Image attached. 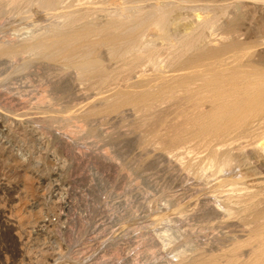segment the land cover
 Masks as SVG:
<instances>
[{
    "label": "rangeland",
    "instance_id": "rangeland-1",
    "mask_svg": "<svg viewBox=\"0 0 264 264\" xmlns=\"http://www.w3.org/2000/svg\"><path fill=\"white\" fill-rule=\"evenodd\" d=\"M78 1L79 4L83 2L85 6H90V4L93 6L92 3H86L89 0ZM96 1L98 0H93V2ZM114 1H111L114 4H110V0H106L103 6L109 5L110 7L106 6V8L112 9L119 1L122 2V0H118V3L117 0ZM153 1L163 3L167 0H130V4L133 5V2L149 5ZM212 1L193 3L192 13L189 8V10L180 9L179 16L182 14L185 18L184 15L187 13V19H185L190 22H186L180 16L186 23L180 19L181 22L178 21L177 30L179 26L181 27L180 31L186 30L196 19L193 17L212 16L225 10V6L231 3L233 6L230 4L227 9L230 14L228 16L232 20L227 16L224 20L222 19L223 22H220L228 27L238 28L234 41V43L236 42L235 49L245 50L246 48L249 52L254 51L255 56L251 58V61L264 67V4H257L260 0ZM253 2L254 4H252ZM73 4L77 5L76 2ZM97 6L100 4H94L92 8ZM193 6H196L197 9ZM214 8L215 10H213ZM194 10L195 14H193ZM34 11L33 14L36 12L35 18L39 28L58 21L54 20V16L51 21V17L47 18L39 11ZM183 13L185 14L183 15ZM235 13L237 17L234 15ZM93 16L100 17V14ZM49 20L50 22H48ZM12 24L13 30L5 28L6 30L0 37L7 38L13 33L20 34L26 30L25 21H14ZM224 31L225 29L222 30L215 26L210 31L211 37L219 39L222 36L223 38L225 37L223 33L226 32ZM161 55L159 59L164 58V52ZM231 55L232 52L228 49L227 53L223 55L224 58L222 57L225 63L231 61ZM42 61L37 63V68H35L38 73L35 72V75L38 76L28 74L27 78H22L19 76L21 73H17L18 76L15 75L14 80L12 77L16 72L11 70L10 61L8 64L7 61L0 64L2 71L6 69L5 76L0 77V89L5 90L7 83V87L10 86L8 97L11 95L15 98L30 96L31 93L27 90L31 92L33 86L38 88L41 95L44 94L42 96L47 97L42 104L44 113L41 111L42 119L39 127L28 123L26 119L24 120L27 116H11L12 119H9L13 130L28 129L25 139L22 141L14 133L15 130L9 131L0 127V151L5 154L9 153L17 160L29 165L26 169L28 175L25 173L28 177L26 180L24 172L20 168H14L13 165L0 160V212L2 215L5 214L4 216L11 214V218L21 223L17 224V230H12V232L5 228L1 230L2 225H0V263L189 264L195 259H201V262L207 264L214 256L216 259H213L216 261L213 263H229L233 256L230 254L232 245L235 242L245 241L251 229L264 221V160L257 159L249 150L257 143H264V115L261 121L254 120V124H251L252 129L249 128L247 132L250 133L249 137L247 133L246 136H243V134L237 135L235 131L229 135V139L215 140L205 145L204 141L198 139L169 145L161 140L163 137H161V141L157 138L159 134L155 128L160 131H158L160 138L164 131H162L163 127L161 129L160 126L154 127L152 122L151 125L140 126L139 120L142 112H135L133 109L131 111L128 107L117 115L109 116L110 114H108L105 118L106 114L104 116L103 114L102 116L101 114L97 115L98 118L90 116L88 119L78 114L81 107L83 110V106L85 108V105L88 106L89 103L94 102V99L96 101L98 96H103V93L104 95L111 93L119 80L116 83L108 82L107 86L105 84L106 87L102 88L99 87L101 86L99 84L97 88L85 81H76L72 69H65L57 63ZM1 65L7 66L4 68ZM110 65L107 66L114 68V64ZM142 66H146V63ZM1 69L0 76L3 74ZM147 69L149 70V68ZM147 69L143 68L142 71L145 70V73H149L150 70L147 71ZM56 71L57 74L59 73L58 75ZM10 74H13L10 79L14 82L9 78L5 80L8 75L10 77ZM132 79L135 81L136 78L132 76ZM132 79L131 81H133ZM34 81L40 85H35ZM121 82H119L120 86L123 85ZM109 83L110 85H108ZM84 87L86 89H83ZM87 88L89 92H86ZM91 88L94 90L91 91ZM70 107L72 108L69 109ZM17 108L18 112L20 110L24 114L25 110ZM170 108L169 106L168 112L172 113L171 117L168 112L165 117L169 116V120L174 122L177 117L173 108ZM73 113L75 114L73 115ZM4 116V112H0V119H4L6 117ZM100 117L103 118L100 119ZM168 118H166L167 121H169ZM253 142L255 144H251ZM211 147L230 150L231 155L234 156L230 170H218L219 166L216 163L209 164L208 153ZM205 166L207 170H205ZM7 188L8 190H6ZM225 192L226 194H224ZM4 193L8 194L4 195ZM251 194H255L256 199L254 196L249 199ZM242 200L249 204H245ZM227 203L228 205H226ZM243 204L245 205L243 206ZM246 205H249V209L246 208ZM21 230L23 232L19 233ZM16 231L20 234L21 244L14 242L12 233H16ZM249 254L250 249L247 246L241 247L236 253L237 256L234 257L238 261L236 264H242L247 260ZM227 259L229 260L227 261Z\"/></svg>",
    "mask_w": 264,
    "mask_h": 264
},
{
    "label": "bare ground",
    "instance_id": "bare-ground-1",
    "mask_svg": "<svg viewBox=\"0 0 264 264\" xmlns=\"http://www.w3.org/2000/svg\"><path fill=\"white\" fill-rule=\"evenodd\" d=\"M77 1L78 0H0V35L4 30H6L5 28H11L10 30H13L12 23H14V21H25L27 24L26 30L22 33L19 31L20 34L13 33V35H10L7 38L0 37V64H3V62L5 61H7L8 64V61H10L11 70H13L14 73L16 72V74H12L13 77L11 74L10 77H8V75L5 80H7L8 78L10 79L11 77L14 80V77L16 78V76H18L17 73H21L22 75L19 74V76H22V78H27L28 74L35 75V72L37 73V69H35L37 68L36 65L42 60L48 61L50 63H57L65 69H72L76 81H85L87 82V84L94 85L97 88V85L99 84L101 85L99 87L102 88L106 87L108 82L116 83V81L119 80L117 81L118 86L114 83L116 88L113 87L114 89L111 91V93H109L108 95H104L103 93V96H98L96 101L94 99V102L92 101V103H89L88 106L85 105V108L83 106V110L81 109L82 107H79L80 112L78 114H81V117L83 116L85 119H88L90 116L94 118V116L97 117V115L100 116V114L101 116L102 114L104 116V114H106L104 116L105 118L108 114H110L109 116H111V114L117 115V113L123 111L124 108L128 107L129 109H131V111L133 109L135 112H142V116L140 115L141 118L139 120L141 122L140 126L145 127V125H151L150 123L152 122L154 127L160 126V129L161 127H163L162 131H164H161L163 134L160 136V138V133H158L159 130L155 128L157 134H159L157 138L160 140L161 137H163L161 140L169 145H174V143L180 142L182 143L191 139L204 141L205 145L207 143H210L211 141H223L225 139H229V135H231V133L235 131L237 132V135L243 134L244 136L248 132L249 128L252 129V127L250 126L254 122V120H256V122L259 120L261 121L264 117V67H262L259 63L251 61V58L255 56L254 51L249 52L246 48L245 50H241V48L235 49L236 42L234 43V41L237 36L236 30H238V28L232 26L228 27L226 24L220 22L222 21V19L224 20V18H226L228 15L230 16L227 6L231 3H228V5L225 6V10H223L224 7L223 9L220 8V10L223 11H220L219 13H216L212 16L202 18L199 16L193 17L194 19H196L192 22V24L189 25L187 23L189 27L187 29L185 28L186 30L180 31L181 27L179 26L178 30L176 27L178 26L179 22L183 21L182 19L184 17L182 16V14L180 16L183 18L179 16V10H183V8H189L190 13H192V4L197 2L203 3V1L205 2V0H167L163 3L159 1H153V3L149 5H146V3L145 5H141L133 2V5H131L130 0H122V2L119 1L118 3L117 0L118 4H115V6L113 5L114 8L112 9L106 8V6L108 7L109 5L103 6L106 0H98L96 2H93V0H89L88 2H86L87 0L84 1L87 4L92 3L93 6L94 4L97 5V3H99L100 6H97L95 8H92L93 6H91V4L90 6L83 5V0H80L82 2L81 4L77 3ZM111 1L112 0H110V4L115 2L114 0L113 2ZM74 2H76V6H74ZM259 3L264 4V0H260V2H257V4ZM252 4H254V2ZM196 6L193 7L197 9L198 6ZM199 6L201 5L199 4ZM231 6H233V4H231ZM198 9L200 8L198 7ZM34 10L37 12L39 11L41 14H44V16L46 15L47 18L51 17V21L53 16L54 20L57 19L58 21H53L48 26L39 28L40 26L38 27L36 23V12ZM195 10L193 14H195ZM213 10H215V8ZM33 11L35 12L34 14ZM185 13H183V15ZM96 14H100V17L93 16ZM187 15L188 14L186 13V15L184 16L187 17ZM234 15H236L237 17L236 13ZM229 16L228 18L230 19ZM185 18L184 20L186 21L187 18ZM238 21L240 22L239 19ZM48 22H50V20ZM215 26L219 27V29L221 28L222 30L225 29L226 32H222L223 34H225V37L222 38L221 36V38L219 39L211 37L210 31ZM14 31L16 32L15 29ZM228 49H230V52H232L231 61L225 63L223 55L227 53ZM162 52H164L165 56L163 59H159ZM244 59L245 61H243ZM144 63H146V66L143 67L142 65ZM108 64H114V68L108 67ZM5 66L7 65H4L3 67L5 68ZM52 66L54 67V65ZM141 67H143L145 70L149 68L150 72L145 73V70L142 71L143 68ZM5 70L6 69H4V71ZM149 70L147 69V71ZM4 71H2L3 74H1L2 76H0L2 78L5 76ZM36 76L38 75H35V77ZM132 76L133 78H136L135 81L134 79H132ZM34 79L35 78L33 77V80ZM131 79L133 81H131ZM120 81L123 82L122 86L119 85ZM37 83L38 82L36 81L35 85H40ZM105 84L106 86H104ZM108 85H110V83ZM7 86L8 85L6 83V89H0V99H3L0 103V112H4L6 116H4V119H0V127L6 128L9 131L15 130L14 133L18 136V139L22 141L23 139H25L28 129L25 130V128L24 130H13L9 119H12L11 116H27V118H24V120L26 119L28 123L30 122L32 125H38L39 127V123L42 119L41 111L44 108L42 107V104L47 97L42 96L44 94L42 93L41 95L36 86L32 87L33 89L31 92L30 90H27L29 93H31L30 96H22L24 98H21L20 96L17 97L18 99L12 95L8 97V94L10 93V86ZM24 86L23 88H25ZM83 89L86 88L84 87ZM91 89V91L94 90L93 88ZM86 92H89V89ZM88 96L89 95L87 93V97ZM47 100L50 101L49 99ZM85 102H87L86 99ZM169 106L173 108V112L177 117V120H175L174 122H171L169 120L172 114L169 113L170 111L168 112ZM17 107L25 110L24 114L19 110V112L21 113L20 115V113L17 111ZM71 108L72 107H70L69 109ZM16 112H18L19 114ZM166 112L170 114V117L168 116L169 118L165 117ZM42 113H44V111H42ZM75 113H73V115ZM70 114L72 115V113ZM101 118L103 117H100V119ZM166 118H168L169 121H167ZM153 132L155 133L154 130ZM249 134L247 133L248 137ZM253 134H255L254 131ZM251 144L255 143L253 142ZM227 148L221 150L219 148L216 149L215 147H211L210 150L208 149L209 164L214 165L216 163L217 166H219L218 170H230L232 161H234V156L231 155L230 150L228 151ZM249 150H251V154L254 155L257 159H261V161L264 160V143H257ZM167 152L170 153L169 151ZM0 160L5 161V163H8L9 165H13L14 168H20L24 172V178H28L25 175V173L28 172L26 171L27 167L29 166L28 163L24 164V162L17 160L9 153L5 154L2 151H0ZM184 167H186V165ZM205 170H207V167L205 168ZM209 175L211 176L212 174ZM244 187L246 186L244 185ZM6 190H8V188ZM231 190H233V188H231ZM233 191L236 190L234 189ZM5 194L6 193H4V195ZM224 194H226V192ZM254 195L255 194H251L250 196L248 195V198L252 199ZM253 202L255 203V201ZM245 204H243V206ZM226 205H228V203ZM248 207L249 205H246V208ZM4 215H0V225H2L3 227L2 228L0 226L1 230L4 228L8 231L10 230L11 232L12 230H17V224L20 225L21 223H19L14 218H11V214H9L10 216H7L8 214L6 216ZM34 222L36 223V221ZM23 230L19 231V233L23 232ZM17 232L18 231H16V233H12L15 240L14 242L20 243L21 237ZM5 243L3 244L5 245ZM11 243H13V241H11ZM244 246H247L250 249V254L247 260H245L244 262L240 260L242 264H264V221L257 227L251 229L245 241L235 242L232 245V250L231 252L229 251L230 254L233 255L232 259L229 261V263H225L236 264V262L238 261L234 257L240 250V248ZM19 256L21 257V255ZM213 258L212 260H209L207 264H217L215 262L213 263V261H216L214 260L216 258ZM10 260L12 261V259ZM228 260L229 259H227V261ZM202 261H204L203 258ZM12 263L13 262H10L8 264ZM17 264H19V262ZM189 264L205 263L201 262V259H195Z\"/></svg>",
    "mask_w": 264,
    "mask_h": 264
}]
</instances>
